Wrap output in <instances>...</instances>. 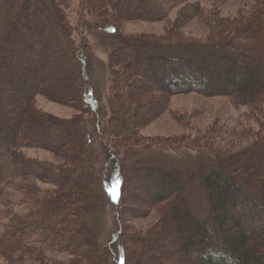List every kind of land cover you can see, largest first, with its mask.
I'll return each instance as SVG.
<instances>
[{"label": "trees", "instance_id": "trees-1", "mask_svg": "<svg viewBox=\"0 0 264 264\" xmlns=\"http://www.w3.org/2000/svg\"><path fill=\"white\" fill-rule=\"evenodd\" d=\"M35 1L37 5H34ZM48 1L47 6L42 0H0L3 10L0 93L3 95L4 90L12 86L17 89L27 86L28 89L9 110L12 116H17L9 135L7 138L0 136V149H5L0 153V196L15 177L39 179L55 184L57 188L55 192L39 195L27 203L29 207L24 213L2 214L0 259L6 264H113V257L121 256L122 264H264V236H250L254 224L242 227L236 220H231L244 233L238 238L228 235L224 229L230 220L228 209H234L236 199H245L247 206L264 217V119L254 140L242 150L214 146L208 147L207 152L196 149L194 156L185 159L155 156L141 160L135 168L141 172L140 179L150 186L145 193L148 204L159 216L156 228L145 236L134 238L122 233L120 228L114 254L96 247L90 221L91 207L98 198V181L94 176V159L87 146L82 117L89 113L83 91L86 63L81 51L85 45L77 46L69 40L68 26L59 8L64 6L65 0ZM80 1L83 5L85 2L94 4L88 11L106 20L101 23L106 32L102 33L113 40L105 46L110 69H117L118 79L123 80L127 75L126 82L132 81L134 85L150 81L151 86L142 88L145 94L157 90L164 95L194 92L205 96H228L235 103L242 102L262 110L264 116V0H257L245 16L230 21L217 17L209 20L211 23L208 24L216 28L215 40L203 46L155 38L129 42L118 38L113 27L117 17L127 12L135 1L147 4V0ZM27 2L32 6H26ZM160 6L161 3L155 2L154 9L148 10L156 17H149V12H144L142 19L163 20L156 12ZM30 18H41L35 25L50 29L54 39L50 46L44 44L39 48L36 56L29 37L35 35L38 27H28L23 33L15 30L20 19ZM107 21L113 24L107 26ZM22 25L26 27V23ZM47 55L63 58L73 70L68 89L71 93L65 97L68 103H78L80 114L76 129L81 133L72 130L69 120L63 128L72 131L60 135L61 128L34 107L37 96L51 100L58 98L55 90L49 91L45 86L47 81L44 79L49 78L46 62L54 63L52 58H46ZM255 72L260 75L259 82L251 79L241 81L240 85L232 82L233 77L239 78L242 73L249 76ZM131 83L126 85V92L118 94L116 90L115 102L121 97V103L110 107L106 133L99 134L102 138L111 137L110 148L116 153L117 149L149 143L138 135L136 123L141 113L137 108L134 113L132 106L139 98V89ZM7 117L0 111V121ZM101 120L102 117L97 118L99 129ZM51 139L54 141L52 146L48 144ZM29 146L49 147L57 155L65 156L70 168L60 169L58 176L53 178L48 168L30 164L20 157L19 151ZM35 169L43 174L35 175ZM196 191L200 195L198 209L190 203ZM222 236H225L226 244L220 239ZM46 244L57 253H68L70 259L66 262L49 260L33 248ZM216 249L221 252L217 254ZM189 254L196 263L187 259Z\"/></svg>", "mask_w": 264, "mask_h": 264}, {"label": "rangeland", "instance_id": "rangeland-1", "mask_svg": "<svg viewBox=\"0 0 264 264\" xmlns=\"http://www.w3.org/2000/svg\"><path fill=\"white\" fill-rule=\"evenodd\" d=\"M256 1L147 0V4L135 1L131 2L132 7L130 6L131 8L127 12H123L120 17H117V24L113 27L117 31L118 38L128 42L135 39L155 38L162 41H181L203 46L214 43L215 40L216 28L208 24L211 23L209 20L217 17L230 21L241 15L245 16L256 4ZM42 2L47 6L50 4L48 0H42ZM155 2L162 4L159 9L156 8V12L158 11V15L164 19L143 20L144 12L148 13L149 8L152 7L154 9ZM80 3V0H65L64 6H59V8L62 10L64 22L68 26L69 40L71 39L77 46L85 45V49L81 51L86 63L84 65L86 85L83 91L86 93L85 102L90 111L88 110L87 115H82L83 129L86 138H88V149L94 159V176L98 181V198L96 204L91 207L90 228L96 247L114 254L113 250L120 237L118 234L120 228L122 233L134 238L145 236L157 226L159 219L157 210L151 207L146 200L145 192L150 186L147 181L140 179L139 173L141 172L135 168L141 160L155 156L172 160L185 159L187 156H194L196 149L207 152L208 147L214 146L229 148L233 151L242 150L254 140L255 134L262 126L264 116H262V110L258 111L256 108L242 104V102L235 103L228 96H205L194 92L164 95L157 90H150L148 94H145L142 88L151 86L150 81L134 85L132 81L126 82L127 75L123 80L121 77L118 79L117 69L112 70L109 66L108 48L105 44L111 43L113 40L103 34L106 32L103 29L104 24L101 25V23L106 20H101L96 14L92 15L88 11L89 6L94 5L91 2L90 5L87 2L84 3L85 5L81 3V6ZM34 5H37L36 1ZM26 6H32L31 2H27ZM121 9L123 8L120 5L119 10ZM154 15L157 16L155 13L149 12L147 16ZM30 19H20L16 23L15 30H21L23 33L26 28L37 24V21L41 22V18ZM2 22L3 10L0 5V24ZM23 22L26 23V27L22 25ZM108 24L112 25L113 22L107 21V26ZM36 27H38L34 33L36 36L29 37L35 56L38 54V49L44 44L50 46L54 41L50 29L40 25ZM46 58H52L54 63L46 62L49 78L44 79L47 81L45 86L49 91L55 90L58 98L51 100L43 95L37 96L34 99V107L61 129H65L63 125L70 120L72 130L80 132L76 129V123L79 121L77 115L80 114L78 103H68V98L65 97L71 93L68 89L70 90L69 87L72 84L69 81L72 80L71 71L73 70L63 58L58 59L54 55H47ZM239 59L247 64L250 63L243 57H239ZM153 69L158 75L155 66ZM131 72L134 71L131 70ZM247 79L259 82L261 78L257 72L249 76L242 73L239 78L233 77L232 82L240 85L241 81H248ZM128 83L139 89V98H137V102H133L134 106L132 107L134 113H136V108L141 113L138 123H136L138 135L149 143L117 149L116 153V150L112 151L110 148L111 137L107 135L102 138L99 134L106 133L110 107L121 103V97L115 102L116 90L118 94L121 91L126 92L125 87ZM65 85L67 88H64ZM26 89L27 86L21 89L12 86L4 90L3 95L0 93V111L4 113V116L9 117L3 122L0 121L1 137L7 138L9 131L16 123L17 116H12L13 114L9 113V110L15 106L16 100L24 96ZM99 117L103 118L101 129L97 127L99 124L97 118ZM61 129L60 135L72 131L67 129L62 131ZM48 144L54 145L53 139ZM70 150H68L69 153ZM4 152L5 149L1 148L0 153ZM18 154L30 164L48 168L53 178L58 176L60 169L70 168L66 157L57 155L49 147L29 146L21 149ZM34 174L38 176L43 173L35 169ZM193 188L196 187L193 186ZM55 190H57L55 184L45 183L39 179L19 177L11 179L0 196V222L4 220L2 217L4 212L24 213V210L29 207L27 203L39 195L55 192ZM199 198L200 195L196 191L190 199L191 206H196L198 209ZM234 205V209H228L230 220L228 226L224 228L227 234L234 238L244 234L231 221L236 220L242 227L254 224L251 228L252 233H250L252 238L264 236V217H260L250 206H247L245 199H236ZM246 214L247 217L244 218ZM220 239L224 241L225 236ZM224 244H226L225 241ZM33 248L40 250L49 260L66 262L70 259L68 253H57L49 244L34 245ZM216 250L217 254L221 252ZM190 257L192 256L189 254L187 259L196 263V259L192 260ZM113 259L114 261L111 260V263L122 264L121 256L120 258L114 256ZM233 259L237 258L233 257ZM0 263L6 264L2 259H0Z\"/></svg>", "mask_w": 264, "mask_h": 264}, {"label": "bare ground", "instance_id": "bare-ground-1", "mask_svg": "<svg viewBox=\"0 0 264 264\" xmlns=\"http://www.w3.org/2000/svg\"><path fill=\"white\" fill-rule=\"evenodd\" d=\"M215 121V120H214Z\"/></svg>", "mask_w": 264, "mask_h": 264}]
</instances>
